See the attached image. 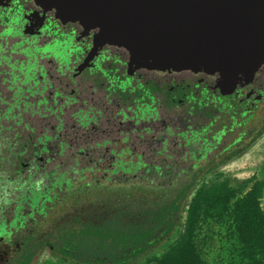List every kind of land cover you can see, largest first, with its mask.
Here are the masks:
<instances>
[{
  "label": "water",
  "instance_id": "1",
  "mask_svg": "<svg viewBox=\"0 0 264 264\" xmlns=\"http://www.w3.org/2000/svg\"><path fill=\"white\" fill-rule=\"evenodd\" d=\"M112 57L122 63L120 89L149 78L180 93L183 133H197L206 120L235 128L264 101V0H0V67L12 118L22 121L27 112L57 118L67 97L47 98L72 66L75 77ZM75 102L77 124L67 128L74 150L90 138H112L90 132L99 109ZM128 110L120 105L110 117L120 133ZM136 130L126 128L121 137Z\"/></svg>",
  "mask_w": 264,
  "mask_h": 264
},
{
  "label": "rangeland",
  "instance_id": "2",
  "mask_svg": "<svg viewBox=\"0 0 264 264\" xmlns=\"http://www.w3.org/2000/svg\"><path fill=\"white\" fill-rule=\"evenodd\" d=\"M5 83L6 75L0 68V187L4 196L0 199L1 229L4 225L8 230L13 227L18 229L23 226L25 218L32 219L34 212L49 209L50 205L46 203L53 198L48 196L52 189L62 188L68 192L65 201L60 203L62 209L81 210L88 205L115 206L119 200L122 199L124 203L128 197L139 201L142 199V202L156 201L158 196L172 195L184 189L197 172L195 166L176 168L171 164L160 167L145 163L141 152L124 144L125 137L102 141L90 138L83 150L76 151L71 146L74 138L71 130L52 131L45 136L35 129L37 125L31 124L32 119L28 115L21 116L22 121H18L16 116L12 118L6 111ZM133 123L136 122L128 121L125 116L120 124L121 131L133 126ZM94 128L90 130L91 133L97 131ZM165 133L170 136V129ZM159 146L156 156L170 159V153H165L167 148L171 149L167 139L159 142ZM121 172L123 175L119 177ZM126 173L134 176L132 183L131 179L125 178ZM113 175L118 177L113 178ZM200 178L205 188L229 186L235 193L230 203L244 198L256 183L264 182V137L237 156L223 160L222 164L206 167L200 172ZM38 187L41 189L38 190ZM9 197L11 202L4 204L3 201ZM259 202L264 211V185L261 186ZM12 204H15L13 215ZM20 212L24 215L21 217L23 221H18ZM51 221L52 215L44 225ZM185 222L186 212L182 225ZM194 232L202 264H243L238 257L239 244L229 212L208 217L199 211ZM177 237L139 264H153L174 244ZM36 264L62 263L50 261L43 255Z\"/></svg>",
  "mask_w": 264,
  "mask_h": 264
},
{
  "label": "flooded vegetation",
  "instance_id": "3",
  "mask_svg": "<svg viewBox=\"0 0 264 264\" xmlns=\"http://www.w3.org/2000/svg\"><path fill=\"white\" fill-rule=\"evenodd\" d=\"M73 72L74 67L72 66V69L64 76L56 93L47 98L49 100L54 95L56 97L58 93L64 95L63 97H67V101H64L60 106L67 102V110L57 111V118L46 117L44 112L34 113L32 116V112H27L26 115L32 119V121L30 120L31 124L35 126L38 122L45 125L62 124L65 129L73 130L77 124L73 117V110L78 105L75 100L84 101L100 110L101 117L96 129L99 133L97 136L111 135L112 138H118L123 136L120 133V127L112 125L113 121L110 120V117L115 108L120 105H128L131 110L127 111V119L136 123H133L131 127L128 126L127 129L132 127L137 129L135 135L129 133L126 136L124 144L128 148L141 152L142 161L145 163H152L160 167L167 164L186 168L195 166L194 169L197 172L204 171L208 166L222 164L223 160L237 156L241 151L264 137V101L256 102L252 110L242 117L241 122L235 128L224 129L217 122L206 120L200 123L197 133L190 131L183 133V129L177 122V116L182 107L181 96L179 98L180 93L178 94L172 85L167 83L159 85L148 78L133 87L120 89L119 80L123 68L122 63L115 57L106 60L97 67L83 70L75 77H73ZM6 85L5 83V90ZM141 104L145 105L144 111H135L134 108ZM151 106L154 111L151 110ZM41 111H44L43 108ZM167 129H170V136L165 133ZM44 134L45 136L49 135ZM164 139H167L168 147L169 145L171 147L170 150L167 148L165 152L170 153V159L165 156H156V152L160 150L159 142ZM74 140L75 138H73ZM73 141L71 146L74 147ZM122 175L121 172L119 177ZM151 175H153L152 171ZM115 177L118 175H113V178ZM133 177L130 173L125 174V178L131 179V183ZM61 189L50 191L48 196H53V198L46 203L50 205V208L42 212H34L33 220L25 218L23 226L18 229L13 227L8 230L5 225L2 229L0 228V264H22L24 254L29 253H31V258L28 264H36L43 255L50 261L71 264L70 260H65L53 249L56 244L60 243L57 236L63 227H74L79 221L95 220L98 216L107 215L117 209L125 211L128 207L142 202V199L139 201L137 198L128 197L124 203L121 199L115 206L88 205L81 210L67 211L62 209L60 203L65 201V195L68 192ZM2 191L3 189L0 187V199L4 198ZM14 208L15 204H12L11 215H13ZM19 215L18 221H23L21 217L24 215L21 212ZM50 215L53 216V221L44 225Z\"/></svg>",
  "mask_w": 264,
  "mask_h": 264
},
{
  "label": "trees",
  "instance_id": "4",
  "mask_svg": "<svg viewBox=\"0 0 264 264\" xmlns=\"http://www.w3.org/2000/svg\"><path fill=\"white\" fill-rule=\"evenodd\" d=\"M202 185L200 172H196L184 189L172 195L128 207L123 214L117 209L63 227L57 236L60 243L53 249L71 264H139L178 235L153 264H202L194 238L199 211L208 217L229 212L239 259L243 264H264V211L259 202L264 182L256 183L244 198L232 203L235 193L229 186ZM30 258L31 253L24 254L22 264H28Z\"/></svg>",
  "mask_w": 264,
  "mask_h": 264
},
{
  "label": "crops",
  "instance_id": "5",
  "mask_svg": "<svg viewBox=\"0 0 264 264\" xmlns=\"http://www.w3.org/2000/svg\"><path fill=\"white\" fill-rule=\"evenodd\" d=\"M36 123H37V121H36ZM37 126H36V129L37 130H40V132L41 133H46V134H50L52 131L51 130H48V128H47V125H45V124H40L39 122L36 124Z\"/></svg>",
  "mask_w": 264,
  "mask_h": 264
},
{
  "label": "clouds",
  "instance_id": "6",
  "mask_svg": "<svg viewBox=\"0 0 264 264\" xmlns=\"http://www.w3.org/2000/svg\"><path fill=\"white\" fill-rule=\"evenodd\" d=\"M41 188L38 187V190ZM11 202V197L7 198L6 200L3 201L4 204H9Z\"/></svg>",
  "mask_w": 264,
  "mask_h": 264
}]
</instances>
